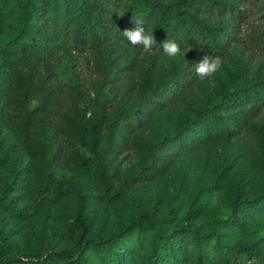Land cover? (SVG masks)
Returning a JSON list of instances; mask_svg holds the SVG:
<instances>
[{"label":"rangeland","instance_id":"rangeland-1","mask_svg":"<svg viewBox=\"0 0 264 264\" xmlns=\"http://www.w3.org/2000/svg\"><path fill=\"white\" fill-rule=\"evenodd\" d=\"M238 2L242 16L237 19V40L219 56L221 69L212 78L189 84L175 100L137 105L144 81L181 65L189 48L169 59L111 42L82 53L61 52L35 70H12L0 113V202L6 206L0 207V254L34 258L68 250L75 256L87 240L121 236L142 209L154 219L167 215V232L183 228L207 248L215 233L226 245L264 242V229L243 234L209 218L184 215L202 208L224 217L239 189L256 192L264 187L263 111L240 133L200 141L169 160L149 148L156 139L171 136L195 104L216 97L235 55L247 56L249 74L264 71V49L254 36L264 26V0ZM123 109L135 111L137 121L126 119L112 128L105 186L85 143L90 126L97 124L98 147L104 144L106 123ZM206 147L212 157L203 166ZM149 167L158 170L154 177L118 190L125 177ZM77 217L88 220L87 229ZM132 245V252L108 263L144 264L143 251L136 242ZM215 258L216 264H254Z\"/></svg>","mask_w":264,"mask_h":264},{"label":"trees","instance_id":"trees-1","mask_svg":"<svg viewBox=\"0 0 264 264\" xmlns=\"http://www.w3.org/2000/svg\"><path fill=\"white\" fill-rule=\"evenodd\" d=\"M241 16L238 0H0V113L7 102L13 69L35 70L40 63L61 52L82 53L111 42L124 48H142L132 46L123 35L125 30L135 28L136 20L143 22L146 32L153 31L156 54L163 53L160 45L166 40L177 43L181 49H191L181 65L170 67L155 80L144 81L137 105L151 107L168 99L175 100L198 79L195 68L204 56H222L230 41L237 40V19ZM254 36L264 49V26ZM231 63L216 97L195 104L174 133L156 139L150 150L169 160L180 150L196 148L200 141L240 133L258 113L264 112V71L249 74L248 58L240 54ZM126 119L137 121L136 112L123 109L112 115L105 125L106 142L100 147L98 125L89 128L85 145L105 186L108 185L105 170L114 146L111 131ZM211 154L206 147L203 166L211 162ZM157 173V169L149 167L127 176L118 190L123 191ZM0 207L6 208L2 202ZM138 213V218L121 236L87 240L75 256L68 250L50 251L44 256L26 258V264H109L132 252L133 242L137 250L143 251L144 264H186L189 259L193 264H216V255L226 262L264 264V242L226 245L215 233L207 248L183 228L167 232V215L154 219L144 209ZM184 215L209 218L243 234L257 232L264 229V187L256 192L245 187L239 189L224 217L202 208L188 209ZM77 219L87 229L88 220ZM0 264H25V261L6 257L1 252Z\"/></svg>","mask_w":264,"mask_h":264},{"label":"clouds","instance_id":"clouds-1","mask_svg":"<svg viewBox=\"0 0 264 264\" xmlns=\"http://www.w3.org/2000/svg\"><path fill=\"white\" fill-rule=\"evenodd\" d=\"M135 28L133 30H125L123 32L124 37L132 46H141L143 51L149 53L157 45L156 39L152 32H146L142 26L143 22L136 20L134 21ZM163 54L169 59H175L180 56V46L173 42L166 40L160 45ZM222 67V60L220 57L204 56L202 60L196 65L195 73L201 80L212 78ZM25 261L26 258L21 257Z\"/></svg>","mask_w":264,"mask_h":264}]
</instances>
